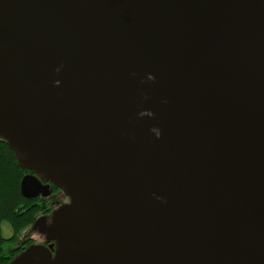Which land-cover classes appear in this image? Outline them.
Listing matches in <instances>:
<instances>
[{"label":"water","instance_id":"1","mask_svg":"<svg viewBox=\"0 0 264 264\" xmlns=\"http://www.w3.org/2000/svg\"><path fill=\"white\" fill-rule=\"evenodd\" d=\"M0 138L70 199L8 264H264V0H0Z\"/></svg>","mask_w":264,"mask_h":264},{"label":"trees","instance_id":"2","mask_svg":"<svg viewBox=\"0 0 264 264\" xmlns=\"http://www.w3.org/2000/svg\"><path fill=\"white\" fill-rule=\"evenodd\" d=\"M27 173L28 170L18 165L14 152L0 145V264H8L14 258L18 252H9V248L16 244L19 233L32 227L43 211L41 205L35 204L36 200L26 199L21 193V180ZM4 225L12 233L9 238L3 234ZM23 242L24 247L32 244L30 238Z\"/></svg>","mask_w":264,"mask_h":264},{"label":"flooded vegetation","instance_id":"3","mask_svg":"<svg viewBox=\"0 0 264 264\" xmlns=\"http://www.w3.org/2000/svg\"><path fill=\"white\" fill-rule=\"evenodd\" d=\"M0 145L3 147L9 148L7 143L4 140H2L1 138H0ZM27 174H29V173H27ZM42 184L45 186H49L48 188H45V191H42V192H45V193H43L45 195L40 194L38 197H36L34 199H30L33 201L36 200L35 204L41 205V207L43 209V211L39 214V217L42 221L40 222V225L37 226V228H36L37 231L41 230L43 223L45 224V223H48L50 221V218H51V216L55 210H57L58 208H60L62 205H64L65 203H67L69 201V199L66 197V195L64 193L62 194L61 191L58 188H56L54 185L49 184L43 180H42ZM45 199H48L49 202H43L42 203L41 201L42 200L44 201ZM30 239H31L32 244H34L35 241L32 238H30ZM36 244H38V242ZM39 244L49 245V243L46 241L45 237H43V236H42V240ZM24 246H25V242L22 243L21 247L18 246L15 248L16 251L18 252L15 254V256L17 254H20V252L22 251V250L18 251L19 249H25L26 248Z\"/></svg>","mask_w":264,"mask_h":264},{"label":"rangeland","instance_id":"4","mask_svg":"<svg viewBox=\"0 0 264 264\" xmlns=\"http://www.w3.org/2000/svg\"><path fill=\"white\" fill-rule=\"evenodd\" d=\"M25 176V175H24ZM61 191V193L63 194L64 192L62 191V190H60ZM65 194V193H64ZM66 195V194H65ZM66 197L69 199V197L66 195ZM42 203L43 202H49V200L48 199H45L44 201L42 200L41 201ZM70 202V199H69V201L67 202V203H65V204H68ZM45 204V203H44ZM64 204V205H65ZM38 219H40V217H39V215H38V217H37V219H36V221L38 220ZM51 219V218H50ZM35 221V222H36ZM34 222V223H35ZM34 225V224H33ZM33 225H32V227H30V228H26V229H24V230H22L20 233H19V237H18V239H17V242H16V244H14L11 248H9V252H12L13 250H16L15 248L16 247H18V246H22V243H24L23 242V240L24 239H27V238H32L34 241H35V243L34 244H36L37 242H38V244L41 242V240H42V236L43 237H45L42 233H40L39 231H37L36 229H33ZM3 234H4V236L6 237V238H9V237H11L12 236V233H11V231H10V229L8 228V227H6L5 225L3 226ZM46 239V238H45ZM29 247V246H28ZM28 247H26V248H28ZM25 248V249H26ZM25 249H19V251H21L20 253H22ZM19 254H17L14 258H16L17 256H18ZM13 258V259H14ZM12 261V260H11ZM10 261V262H11ZM9 262V263H10Z\"/></svg>","mask_w":264,"mask_h":264},{"label":"clouds","instance_id":"5","mask_svg":"<svg viewBox=\"0 0 264 264\" xmlns=\"http://www.w3.org/2000/svg\"><path fill=\"white\" fill-rule=\"evenodd\" d=\"M148 79H150V80H154V79H155V76L152 75V74H149ZM55 83H56L57 85H59L60 81L57 80ZM143 114H144V113H141V115H143ZM147 114H148V115H152L153 113H151V112L149 111V112H147ZM154 131L156 132L157 137H159L160 134H161L160 131H159L158 129H154Z\"/></svg>","mask_w":264,"mask_h":264}]
</instances>
